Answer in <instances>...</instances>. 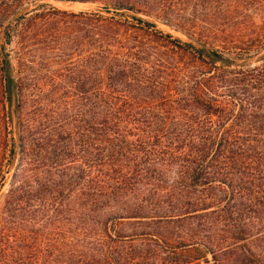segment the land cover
Masks as SVG:
<instances>
[{"label": "trees", "instance_id": "trees-1", "mask_svg": "<svg viewBox=\"0 0 264 264\" xmlns=\"http://www.w3.org/2000/svg\"><path fill=\"white\" fill-rule=\"evenodd\" d=\"M65 1L104 15L53 10L84 18L87 49L85 105L61 131L31 126L5 47L41 13L0 32V102L14 104L4 113L19 153L0 264H264V53L226 70L264 50V22L246 34L202 25L197 6L183 8L199 0Z\"/></svg>", "mask_w": 264, "mask_h": 264}, {"label": "rangeland", "instance_id": "rangeland-1", "mask_svg": "<svg viewBox=\"0 0 264 264\" xmlns=\"http://www.w3.org/2000/svg\"><path fill=\"white\" fill-rule=\"evenodd\" d=\"M71 4L75 5L72 9L66 7ZM100 6L101 4L96 2L65 0H0V32L5 28L12 30L14 27L17 31L24 25L23 23H26L27 17L41 13L30 26L26 27L24 35H15L5 47L9 53L11 76L23 84L21 111L34 120L31 126L36 124L45 127L42 130L45 131L43 135L47 133V129L63 122V119L70 121L73 110H80L82 107L80 105H85L84 94H86H81L82 92L76 89L83 78L87 58L84 18L53 13V10L73 14L97 12L104 15ZM196 6L201 14L200 24L205 26L212 22L241 28L240 31L246 34L251 28L250 23L264 22V0H199L194 3L186 1L183 8L189 10L188 8ZM208 11L216 12L218 15L215 13L210 19ZM142 17L153 21L156 28L162 32H167L182 41H188L183 33L162 21L149 16L142 15ZM242 27L246 29L243 30ZM262 53L264 50L257 54L253 53L243 60H237L236 65H231L226 70L230 72L256 66L259 64L257 59ZM1 105L2 102H0V137L5 135L7 143L6 147L0 143V168L3 175V178L0 177V204L8 186L13 163L16 160L18 162L19 157L17 147L10 145V140L15 139L17 119L12 112L9 118L4 113L9 105L13 108L14 104L11 101L10 104L5 102L4 108H1ZM3 115L5 120L2 119ZM58 126L61 131L63 124ZM55 128L57 127H53ZM10 147L16 150V154L12 156L4 154L3 150H10ZM172 176L173 172L167 170L164 176L166 183L170 182ZM206 258L210 259V256L206 255Z\"/></svg>", "mask_w": 264, "mask_h": 264}, {"label": "bare ground", "instance_id": "bare-ground-1", "mask_svg": "<svg viewBox=\"0 0 264 264\" xmlns=\"http://www.w3.org/2000/svg\"><path fill=\"white\" fill-rule=\"evenodd\" d=\"M73 6H75L74 4H71V5H67L66 7H71V9H72V7ZM77 7H79V6H77ZM67 9V8H66ZM70 9V8H69Z\"/></svg>", "mask_w": 264, "mask_h": 264}]
</instances>
